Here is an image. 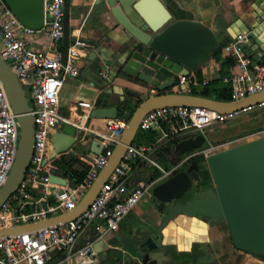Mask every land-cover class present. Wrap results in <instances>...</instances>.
Segmentation results:
<instances>
[{"label":"water","instance_id":"water-1","mask_svg":"<svg viewBox=\"0 0 264 264\" xmlns=\"http://www.w3.org/2000/svg\"><path fill=\"white\" fill-rule=\"evenodd\" d=\"M4 1L26 26L35 30L44 27L45 0ZM99 2L108 4V9L102 11L104 18L112 16L116 20L114 28L124 35L119 42L100 37L90 39L94 49L89 58L100 60L95 69L82 72L92 82L90 94L94 109L90 116L118 118L123 110L129 114L131 106L127 102L135 105V110L108 163L75 208L41 220L0 228V237L35 231L75 219L83 213L100 193L128 147L135 142L141 120L150 110L165 105H191L230 113L264 99V89L240 100L192 94L190 83L183 85L181 91L172 89L180 82L181 75L191 76L211 62L215 49L224 51L225 42L220 39L224 27L218 20L206 23L197 18L179 17L167 6L166 0ZM69 4L67 0L64 61L68 59L72 41ZM230 28L237 32L236 35ZM230 28L227 32L232 37L244 32L249 47L264 49L260 39L264 35V11L255 15L253 21H244V25L237 19L231 22ZM109 43L114 44L111 47ZM106 69L112 72V79L104 76ZM0 78L21 126L18 154L0 189L1 209L25 178L34 153L36 125L34 106L27 90L18 72L1 52ZM119 78L129 85L114 81ZM137 86L146 91H139ZM154 91L157 92L152 95ZM89 139L92 140L91 150L101 153L104 145L93 137L92 132L85 133L76 124L65 122L52 133L49 159L70 153L76 145L88 148V143L83 141ZM212 145L207 132L200 130L165 140L158 149L157 159L168 158L170 167L165 168L169 173L175 168H184L163 176L152 188V197L159 201V205L154 203V206L160 221L98 232L91 239L96 253L86 264H184L181 250L167 242L166 228L174 221L191 216L201 217L211 224L226 223L239 249L264 256V134L224 147L219 144L213 148ZM206 148L210 150L201 153ZM201 154L205 157L202 162L196 157ZM203 164L209 169L213 185L201 189L195 181L201 180L199 170ZM50 180L67 186L70 179L52 169ZM48 200H56V194H50ZM72 264L79 263L74 258Z\"/></svg>","mask_w":264,"mask_h":264},{"label":"built area","instance_id":"built-area-1","mask_svg":"<svg viewBox=\"0 0 264 264\" xmlns=\"http://www.w3.org/2000/svg\"><path fill=\"white\" fill-rule=\"evenodd\" d=\"M66 2L67 0L44 1L45 25L42 29L47 31L48 42L45 47L37 48L31 44V36L38 30L26 26L7 3L0 0V52L18 72L27 90L34 106L36 125L34 153L30 166L19 190L0 209V228L41 220L75 208L108 163L128 124L127 118H112L108 132H93L86 123L73 122L70 116L63 113V87L68 79L80 76L82 58L91 46L87 39L77 36L72 39L68 59L64 61ZM247 39L245 33H240L224 48L237 58L239 68L237 72L224 78L233 85L232 100L243 99L264 89V63L253 60L246 53ZM103 74L110 78L108 69L104 70ZM190 82L191 76L181 75L180 82L175 86L183 90V85L186 86ZM78 104L90 111L94 107L91 101H80ZM258 108H264V99L230 113L202 106L165 105L150 110L142 118L140 130L148 131L159 126L161 121H168L175 132H207L212 125L224 123ZM65 122L76 124L85 133L93 132L104 145L101 153H90L93 165L84 181L76 187L64 186L50 180L51 136L53 131L61 128ZM251 134L262 135L264 129ZM20 137V122L0 78V189L15 163ZM234 140L236 139L220 144L223 146ZM218 145L213 144L212 147ZM159 147L160 142L153 145L136 142L131 144L100 193L75 219L35 231L0 237V264H72L74 258L79 264L91 262L96 253L94 242L88 241L81 245L80 238L94 223L102 232L118 230L131 210L151 192L154 184L169 173L156 158L155 151ZM209 150L210 148L203 149L201 153ZM154 165L162 173L159 177L151 179L153 174L146 175L142 167ZM39 185L45 186L47 192L46 195L35 199L31 190ZM52 193L56 194V200L50 203L48 196ZM59 252L63 253L62 257L52 261Z\"/></svg>","mask_w":264,"mask_h":264},{"label":"crops","instance_id":"crops-1","mask_svg":"<svg viewBox=\"0 0 264 264\" xmlns=\"http://www.w3.org/2000/svg\"><path fill=\"white\" fill-rule=\"evenodd\" d=\"M70 5V27H71V35L72 39H75L77 36L83 37L87 39L89 42L93 37H100L104 40L111 39V42H119L123 40L124 33L118 32L114 26L116 25V20L109 16L108 19L104 18L103 10L108 9V4L106 2H99L100 0H68ZM260 0H166L167 6L177 13L179 17H187V18H197L201 19L206 23H212L215 20H218L221 25L224 27L223 34L221 35L220 39L222 42H225V45L232 41L235 37H232L229 32H227V28H230L231 22L239 19L241 23L244 25V21H253V17L255 15H259V12L264 11V0L259 2ZM234 34L236 35V31L230 28ZM244 33V32H242ZM260 39L264 45V35L260 36ZM248 41V39H247ZM48 42V34L46 29L38 30L31 36V44L37 48H43L46 46ZM91 43V42H90ZM92 44V43H91ZM111 47L114 43H109ZM94 47L91 45L87 49V53L82 58V69L81 74L77 78H70L66 81L62 94H61V103H62V111L65 115L71 117L73 122L77 123H86L93 132L105 133L109 130V124L111 122L110 118H93L91 117V111L94 107L90 110L87 108H83L79 106L80 101H91L90 88L92 86V82L83 75V71L87 69H95L96 64L99 63L100 60H92L89 58L90 54L92 53ZM246 53H248L253 60L257 62L264 63V49L256 46L254 48L249 47L246 44L245 47ZM218 50H214L215 52ZM229 54L227 51L218 52V54H214L213 59L211 62L202 66L203 76L206 81H211L214 79H218L222 76L223 70V63L226 57ZM239 70L238 64L236 63L233 66L226 67L227 75H231ZM110 76L112 79V72H110ZM115 82L122 83L123 85L128 86L125 84L126 82L123 79H115ZM139 91H146L145 88L137 86ZM176 91H181L178 87L174 86L172 88ZM157 91L152 92L151 94H155ZM94 104V103H93ZM89 115V116H88ZM163 123H166L167 128H171L169 131L166 126H163ZM213 126V125H212ZM211 127V126H210ZM157 130L161 135L158 139L160 145L167 139H169L170 133H173L174 136L183 134L184 132H175L173 126L168 121H161L160 125L153 128ZM209 131V132H208ZM91 132L87 131L86 133ZM93 134V137L96 139L97 136ZM168 136H165V134ZM215 130L211 132L207 129V134L209 137L210 135L214 134ZM83 143H88V153L87 156L91 159L90 153L91 150V143L92 140L89 139L88 141L84 140ZM102 143V142H101ZM151 145V144H148ZM158 149L155 151V155L157 158ZM54 160V159H53ZM51 160L49 166L51 169L52 162ZM161 160L162 162H168L167 157H159L158 161ZM160 163V162H159ZM161 164V163H160ZM162 165V164H161ZM165 164L163 163V166ZM151 166H143L142 171L146 175H152V170L150 171ZM69 186L71 185V180H69ZM35 190L41 194V196L46 195L47 189L45 186L39 185L35 186ZM40 196V197H41ZM152 197V190L148 193L139 203L142 202L141 206H136L131 210V212L125 217L123 222L120 225L122 227L130 228L135 222V218L132 217V211L135 210L138 216H151L155 222L160 221V214L155 210V206L153 203ZM55 201V200H54ZM52 203L53 201H49ZM138 203V204H139ZM144 205V206H143ZM135 214V215H136ZM186 222V217L174 221L166 228V240L169 243H173V248H177L181 250V255L183 256L185 249L189 245L190 241L184 235V225ZM196 222V221H195ZM194 227L195 234L197 238H200V234L202 231L200 227ZM98 232H102L96 223H94L88 231L80 238L79 244H85L88 241H91L93 237L97 235ZM263 257L260 258L258 255L257 261L262 263Z\"/></svg>","mask_w":264,"mask_h":264},{"label":"trees","instance_id":"trees-1","mask_svg":"<svg viewBox=\"0 0 264 264\" xmlns=\"http://www.w3.org/2000/svg\"><path fill=\"white\" fill-rule=\"evenodd\" d=\"M214 54L217 55L218 52L216 51ZM236 63H237V58L234 55H228L223 63L222 76L218 79H214L211 81L205 80L203 76L202 68H200L195 74L191 75L189 92L192 94H199L207 97H213L219 100H232L233 85L230 82H226L224 78L225 76H227L226 67L233 66ZM139 102L140 100L137 101V104ZM127 103H129L131 106L129 108L130 113L126 114L123 110L119 116L121 118L129 119V117L135 110L136 107L135 105H133L131 102H127ZM124 108L126 109V107ZM245 113H252L253 115L248 121L244 123L239 121L238 123V121L236 120ZM245 113H242L236 117L228 119L224 123L213 125L216 126L215 129L209 127L208 130H210L211 132H213V130L216 131L217 128L221 130L220 135L218 136H215L214 134L210 135L211 142L213 144H220L264 129V108H258L256 110ZM163 126H166V123H163ZM239 129L243 131H238ZM168 130L170 131L171 128H169ZM160 135L161 134L154 129L148 131L140 130L138 137H141L140 138L141 142H138V144H147V145L157 144L159 143L158 139ZM172 136H174V134L170 133L169 137L171 138ZM77 148L79 150L78 154H75L73 152L64 153L61 156L55 158L52 162L53 169H56L59 174L68 177L71 180V185L73 187H76L77 185H79L84 181V179L88 175L89 170L93 165V161L87 156L88 149L81 145H78ZM197 158L201 162L205 160V157L202 154L198 155ZM204 174H205L204 175L205 180L203 183L206 185L210 181V176L208 171H205ZM160 175L161 174L153 173L151 179H155ZM31 191L35 199L41 196V194L37 192L35 189H32ZM62 254H63L62 252L57 253L53 257L52 261H55L60 257H62ZM259 256L264 258V256L262 255Z\"/></svg>","mask_w":264,"mask_h":264},{"label":"flooded vegetation","instance_id":"flooded-vegetation-1","mask_svg":"<svg viewBox=\"0 0 264 264\" xmlns=\"http://www.w3.org/2000/svg\"><path fill=\"white\" fill-rule=\"evenodd\" d=\"M183 168L184 166L175 168L171 173H169V175L174 174ZM205 171L209 172V169L203 164L199 170L201 180L195 181L196 184L200 185L198 187L201 189L213 185L210 172L209 183L206 185L203 184ZM184 200H186V198H184ZM152 201L156 205H159V201L155 198H153ZM152 218V215L142 216V220L145 222L153 221ZM196 223H198V227H200V230L202 231L200 238H197L194 231V227L197 226ZM184 226V235L190 241L183 254L185 259L184 264H224L223 260L227 258L230 259L235 256V252L238 247L235 245L229 226L226 223L211 224L209 221L204 220L201 217L191 216L186 217Z\"/></svg>","mask_w":264,"mask_h":264},{"label":"rangeland","instance_id":"rangeland-1","mask_svg":"<svg viewBox=\"0 0 264 264\" xmlns=\"http://www.w3.org/2000/svg\"><path fill=\"white\" fill-rule=\"evenodd\" d=\"M252 115H253L252 113H245L241 117H239L236 121H238V123H239V121L242 122V123H244V122L248 121L252 117ZM230 122H228V123H230ZM211 127L215 129L216 126H211ZM238 131H243V130H240L239 129ZM220 132H221V130L217 128L216 131H215V133H214V135L215 136H218V135H220ZM259 135L260 134H256V135L255 134L246 135V136L240 137V138H238V139H236V140H234L232 142H229L226 145H223V147L224 146H227V145L235 144L237 142H240V141H243V140H246V139H250V138H253V137H257ZM140 138L141 137H138L137 136V139L135 140V142H137V143L138 142H141ZM77 146L78 145H76L72 149L71 152H73L75 154H78L79 153V150H78ZM159 162L162 165L164 163L165 164L164 167H170V165H169L168 162L165 163V162H162L161 160H159ZM151 170L153 172H155L156 174H161L162 173V171L157 166H155V165L152 166V167H150V171ZM141 204H142V202L139 203V204H137V206H141ZM137 206H136V209H137ZM135 214H136V212H135V210H133L131 215H132L133 218H135L134 224H138L139 226L144 225V224L145 225L146 224H149V222L143 221L141 216H138L137 214L136 215ZM238 249L236 250L235 256L233 258H230V259L227 258V259L223 260L224 261V264H264V261L262 263H260V262L257 261L258 254L251 253V252H248V251H243L241 249L238 250ZM262 260H264V258H262Z\"/></svg>","mask_w":264,"mask_h":264}]
</instances>
